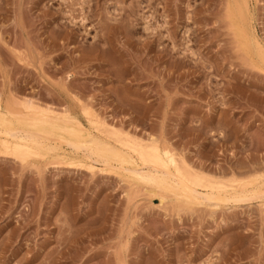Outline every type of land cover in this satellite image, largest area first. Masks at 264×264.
<instances>
[{
    "label": "rangeland",
    "instance_id": "374dc122",
    "mask_svg": "<svg viewBox=\"0 0 264 264\" xmlns=\"http://www.w3.org/2000/svg\"><path fill=\"white\" fill-rule=\"evenodd\" d=\"M0 99L69 127L0 146V264H264V0H0ZM70 129L153 138L248 199L190 203Z\"/></svg>",
    "mask_w": 264,
    "mask_h": 264
},
{
    "label": "bare ground",
    "instance_id": "6f19581e",
    "mask_svg": "<svg viewBox=\"0 0 264 264\" xmlns=\"http://www.w3.org/2000/svg\"><path fill=\"white\" fill-rule=\"evenodd\" d=\"M131 20H133V19H131ZM35 105L32 102H25L24 106L26 107L27 110H29L28 112H31L30 113L31 115L30 114L25 115V114H21V112L19 113V111H16L15 108L9 103L7 105H5V107H3L2 101L0 99V135H1L0 136L1 137L0 138V146L3 145L5 148L6 147L8 148L9 146L7 144H10L8 141V138L9 137L13 138L12 139L13 141L12 142L10 141V142L16 145L14 147H18V149H14V152L17 155V153H19L18 151L28 150V151L32 152V150H38V147H40V146L42 147L43 145L44 146L46 145V147H47L50 144V141H49V144H46V142L50 138H51L50 140L55 141V140H53V139H56V138H54V136L55 137L57 136L58 139L65 137V136H62L61 134H60L61 137L59 136V134L58 135L54 134V136L52 134H49L48 128H53L55 130H58V131L60 130L61 132H64V131L68 130L69 127H67L63 123L62 124L61 123L60 124L55 123V121L57 119L54 121L53 118H49V117L48 118H43V117L40 118V117H38L39 115L36 116L35 114L39 112V109ZM39 108L41 109L40 106H39ZM41 111H44V110L41 109ZM14 120L18 121L17 126H15L13 124ZM90 121H93V120H90ZM77 122H78V120H77ZM92 123L94 124L93 126L100 127L98 129V130H100V132L102 129L101 127H104L103 129H105V130L102 129L103 133L107 134L109 132L111 135H113L117 138L120 137V135H121L120 132L117 131V129L114 128L115 129L114 130L112 128V130H111L109 127H107L108 125L105 126V124H104L105 122H103V124H102V122L99 124V121L96 122L99 125L102 124L101 126L96 125L94 122H92ZM78 125H80V123ZM106 127L109 128L110 130L108 129V131H107ZM49 130H51V129H49ZM72 131L73 130H71L70 133ZM61 132H59V133H61ZM72 134H75V136L77 135V138L74 136L72 138H76V140H73V139H71V136H73V135H70V137H68V141H66V142H68V144L66 143L68 146L71 145L74 149H77V150L80 148L82 149V147L83 148L86 147V148H84V149H87L86 153H84V155L86 154L87 156H90V157H92L91 155H93V154L97 155L98 158H102V159L105 157L104 158L105 162L103 161V163L106 164L105 166H107L108 164L110 165L111 161L115 160L118 157V159L115 160L116 162L119 161V159H121L120 162H122V163L127 162L126 165L127 164L130 165V166L127 165L125 167L126 170H124V168L122 167V169L124 171H128L129 174L136 176L137 178H139V180L141 179L145 182L152 181L153 183L155 182V184H157V185H160V186L163 185V186H161L162 189H164V187H165V189L170 188L168 190H170V191L174 190V193L176 191H178V189L179 190L181 189L182 191L181 190L180 191L183 192V194H185V196H182L180 192H176L177 195L180 196L181 198L184 197L185 199L184 198L183 199L185 201L189 200L190 203L195 201V200L196 201L199 200V203H200V200L202 201V199L204 201L205 200L206 201L211 200V199L216 200V201L217 200L218 201L224 200L225 202L227 200L228 201L232 200L233 202H241L242 200L245 201L246 199H248V198H246L247 197L245 195L246 193H244L246 191H244L242 194V191L240 192L237 189V187L239 185H241V183H244V182H241V183L237 182L240 184L236 185L237 186L236 188H234V189L232 188L233 189V190L231 189L232 191L229 190L230 191L229 192L228 190H226V188L229 187L228 184H230V182L228 183V181H232V180H227L226 183H228V184H226L225 180L223 182V180L221 181L219 179L216 180V179L211 178V177L209 178V177H207L206 174L203 175L204 173H201V172L199 173L198 171L194 173V170L190 172V170L187 169L188 168L187 166H186L187 168L184 166L183 167L179 166V164H177V161H176L177 159L175 160V158L170 153L168 154L167 152H163L164 149L162 150L161 146H159L157 141L153 138H150L146 142L143 143L142 141L139 142L138 139L137 140L133 139L132 137H130L128 135V136H126L127 138L125 137V139L121 140L122 142H120L123 145V147H125L126 149L128 148V149H130V151L136 152V154L138 155V157L140 159V160L139 159L138 160L142 162L141 164H143L147 167V169L145 171V169L143 170V169L136 167L137 161L134 160L132 155H130V153H129L130 151L126 152L125 149H123V148L120 149L118 146H117L118 147L117 148L116 146H114L109 141L104 140V138H102L101 136L100 137H97L96 135H95L96 137L90 136V137H88L89 139H87V135L84 136L85 138L82 136V138L84 140L86 139L85 140L86 142H85L84 140H82L81 137H79L78 132L73 131ZM52 137H53V139H52ZM69 138L72 141H70ZM62 139H61V141H62ZM79 139L81 141H83V143L81 141H77ZM65 140H63V141H65ZM7 141H8V143H7ZM27 141L30 143H27ZM56 145H57V143H56ZM11 147L13 148V145ZM48 147L50 150L52 149V151H53V149H56V147L54 148L53 145L48 146ZM48 147L46 150H48ZM27 148H29V149H27ZM74 149H72V150H74ZM84 149H83V152H84ZM15 150L17 151V153ZM24 152H27V151H24ZM111 156L113 158L114 157L115 158L113 159V158H111ZM91 159H93V158H91ZM96 160H97V158H96ZM95 162H97V161H95ZM170 166H173L174 168L171 169ZM91 167H93V170H94V165H91ZM107 168H108V166H107ZM185 168L187 169V171H185L186 170ZM235 181H237V180H235ZM250 181H253V180H249L248 182H250ZM246 185H250V184H246ZM230 186L233 187L232 184ZM263 186H264V183L262 185L260 184L259 187L255 191H258L257 192L258 194H261L260 193V191H261L262 195H263L264 194V189H262ZM234 187H235V185H234ZM242 188H244V187H242ZM242 188H240V190ZM245 188H246V186H245ZM153 191H154L153 193L156 194V191L155 190H153ZM179 193H180V195H179ZM248 193L249 192H247V194ZM257 193H255V194H257ZM186 197H187V199H186ZM159 199L161 201L164 200V196L163 197L160 196ZM189 201H187V202H189Z\"/></svg>",
    "mask_w": 264,
    "mask_h": 264
}]
</instances>
